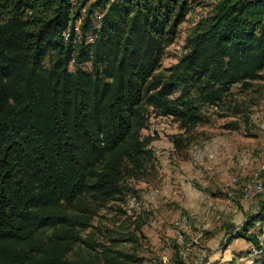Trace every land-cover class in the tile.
I'll use <instances>...</instances> for the list:
<instances>
[{"label": "trees", "instance_id": "1", "mask_svg": "<svg viewBox=\"0 0 264 264\" xmlns=\"http://www.w3.org/2000/svg\"><path fill=\"white\" fill-rule=\"evenodd\" d=\"M206 1L183 52L159 69L201 0H0V264H66L79 243L98 249L84 264L140 260L80 231L152 161L149 115L188 132L231 85L263 79L264 0ZM263 214L261 201L225 237L258 248L256 264L264 238L250 228Z\"/></svg>", "mask_w": 264, "mask_h": 264}, {"label": "rangeland", "instance_id": "2", "mask_svg": "<svg viewBox=\"0 0 264 264\" xmlns=\"http://www.w3.org/2000/svg\"><path fill=\"white\" fill-rule=\"evenodd\" d=\"M206 2L201 0L203 5H194L179 24L176 37L164 48L159 69L176 62L184 50L186 34L206 12ZM85 68L88 69V65ZM202 113V121L188 132H183L172 119L149 115L142 130L154 137L147 155L151 158L154 153L155 157L156 152L161 151L164 161L147 158L145 166L148 167L142 175L122 177L123 194L95 210L90 225L80 231L81 237L91 239L95 244H109L126 254L133 253L140 258L136 264H203L210 251L206 246L208 239H211L210 246L218 249L224 246L223 242L227 243V235L222 239L214 237L219 226L214 219L215 209H203L202 206L214 197L218 200L238 197L237 202L241 199L244 206L250 207L254 200L264 201V73L263 79L253 81L246 90L238 84L231 85L229 96L215 106L202 107ZM172 136H181L182 144L174 146ZM225 143H231L230 150L225 148ZM170 155L178 159L175 164L188 162L192 168H199L198 178L180 175L193 195L176 188L179 183L174 182L176 177L167 168ZM225 161L229 164L222 169L224 175L214 177V173H210L214 171L213 167L217 162ZM200 178L204 180L200 181ZM205 180L210 185H202ZM254 184L260 185L249 194V188ZM227 192L230 194L226 195ZM194 194L202 202L198 210L189 205V200L199 202ZM229 200L233 201L232 198ZM243 221L236 226L225 223L226 232L236 231L235 227L238 230ZM258 226L254 225L250 230L257 231ZM258 240L261 244L263 237L260 234ZM244 244L238 241L233 248L239 249ZM250 247L237 254L242 259L235 264H256L254 257L259 254L258 248ZM97 250L79 243L67 255L66 264L96 261Z\"/></svg>", "mask_w": 264, "mask_h": 264}, {"label": "crops", "instance_id": "3", "mask_svg": "<svg viewBox=\"0 0 264 264\" xmlns=\"http://www.w3.org/2000/svg\"><path fill=\"white\" fill-rule=\"evenodd\" d=\"M231 143H225V148H228V150H230V146ZM157 154L154 157V153H153V157L156 159H160L161 162H163L165 159V156L163 154V152H156ZM165 153V152H164ZM170 163H167V168L168 171L172 172V176L176 177L174 182H178L179 186L176 187L178 189H181L182 191H184V194H189V195H193L192 192H190L189 187L187 186V183H183L184 179L180 178L181 174L186 175V177H196L198 178L200 173H199V168H192L191 165L188 162H180L179 164H175V161H178V159H176L175 156L170 155ZM168 159V160H169ZM229 164L228 161H225L223 163H216V167H213V172L210 173H214V177H216V175H224V170L222 169H226L227 165ZM198 167V166H196ZM234 167V166H233ZM226 177V175L224 176ZM203 178H200V181H203ZM202 185H210V182H208L207 180H205L204 182H202ZM215 188V186H213ZM207 190H210L209 187L206 188ZM212 191V190H211ZM232 194L237 195L238 192L235 191H231ZM230 192H227L226 195H229ZM195 198L198 199V204H196L195 202L193 203L191 200H189V205H193L192 207H195L194 210H198L199 207V203L201 200L196 196V194H194ZM215 196V195H212ZM229 198H232L233 201H230ZM238 197H227L224 200H218L217 197H214L212 199H209L206 201L207 205H203L202 208L204 209L206 208H213L215 209V221L216 223L219 224V226L216 228V232L214 233V237L218 238V239H222L224 236L228 235L229 233L226 232L228 230V227H226L225 223H228L230 225L236 226L239 222H242L244 217L246 216V214L248 213H254L256 212L255 209L258 210V206H259V202L258 200H254V202H252V206H244L241 203V199L240 202H237ZM223 201V202H221ZM204 204V203H203ZM193 210V211H194ZM210 210V209H209ZM203 211V210H202ZM217 211V212H216ZM248 211V212H246ZM245 215V216H244ZM264 216V214H263ZM262 225L260 226V224H255V225H259L258 226V230H251L252 232H254L258 238V234L260 232V236H262L264 238V222L261 223ZM237 230V227H235ZM253 228V227H252ZM235 231V230H234ZM234 231H231L230 234H232ZM211 239H208V241L206 242V246H208V248L210 249V251L208 252L206 261L203 264H235L236 261L241 260L242 258L239 257L237 254L240 251H248L249 247L251 246V244L241 238H232L228 244H223L224 246H220V248H216V246L212 245L210 246L209 241ZM238 241H242L244 242V246H242L239 249H234L233 245L235 243H237ZM252 247H250L251 249ZM254 264V263H253Z\"/></svg>", "mask_w": 264, "mask_h": 264}, {"label": "built area", "instance_id": "4", "mask_svg": "<svg viewBox=\"0 0 264 264\" xmlns=\"http://www.w3.org/2000/svg\"><path fill=\"white\" fill-rule=\"evenodd\" d=\"M259 184H254L253 187L249 188V194L253 193V188L258 186Z\"/></svg>", "mask_w": 264, "mask_h": 264}, {"label": "bare ground", "instance_id": "5", "mask_svg": "<svg viewBox=\"0 0 264 264\" xmlns=\"http://www.w3.org/2000/svg\"><path fill=\"white\" fill-rule=\"evenodd\" d=\"M259 185H260V184H259ZM254 188H255V187H254ZM254 188H253V189H254ZM257 191H258V190H257ZM259 192H260V191H259ZM252 194H253V193H252ZM248 195H249V194H248Z\"/></svg>", "mask_w": 264, "mask_h": 264}]
</instances>
